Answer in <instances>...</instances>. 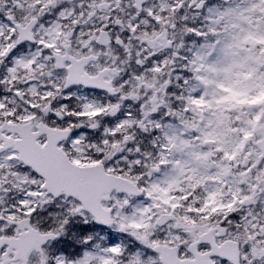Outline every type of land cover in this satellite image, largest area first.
I'll use <instances>...</instances> for the list:
<instances>
[{"label": "snow or ice", "instance_id": "1", "mask_svg": "<svg viewBox=\"0 0 264 264\" xmlns=\"http://www.w3.org/2000/svg\"><path fill=\"white\" fill-rule=\"evenodd\" d=\"M0 264H264V0H0Z\"/></svg>", "mask_w": 264, "mask_h": 264}]
</instances>
